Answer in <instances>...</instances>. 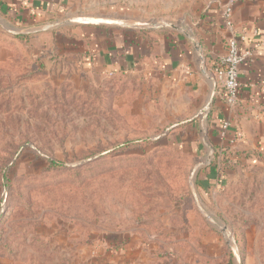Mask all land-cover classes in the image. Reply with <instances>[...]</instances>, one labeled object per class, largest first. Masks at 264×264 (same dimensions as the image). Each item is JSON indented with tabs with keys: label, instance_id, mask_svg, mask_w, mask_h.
<instances>
[{
	"label": "rangeland",
	"instance_id": "1",
	"mask_svg": "<svg viewBox=\"0 0 264 264\" xmlns=\"http://www.w3.org/2000/svg\"><path fill=\"white\" fill-rule=\"evenodd\" d=\"M61 4L46 24L0 12V264H264V157L219 182L196 93L156 61L108 72L62 42L94 20L198 48L194 0Z\"/></svg>",
	"mask_w": 264,
	"mask_h": 264
},
{
	"label": "crops",
	"instance_id": "2",
	"mask_svg": "<svg viewBox=\"0 0 264 264\" xmlns=\"http://www.w3.org/2000/svg\"><path fill=\"white\" fill-rule=\"evenodd\" d=\"M62 1L0 0V12L18 26L28 22L46 24V20L51 22L62 10ZM226 3L232 5L235 32L244 36L239 43L252 49L251 59L239 66L240 100L233 108L225 105L222 90L216 88L212 93L211 81L202 71H196V56H202L206 66L212 68L226 51L228 32L221 18V9ZM192 9L198 14L194 32L198 48L190 49L183 39L168 44L165 37L151 48L135 26L94 20L75 22L80 28L64 35L62 42L70 54H80L82 61L108 72L135 69L146 59L156 61L167 76L183 82L188 90L196 93L197 108L207 113L200 126L205 125L215 150L226 147L249 151L255 153L252 159H260L264 155V0H194ZM223 121H228L230 126L222 137ZM209 180L202 182L207 184Z\"/></svg>",
	"mask_w": 264,
	"mask_h": 264
},
{
	"label": "built area",
	"instance_id": "3",
	"mask_svg": "<svg viewBox=\"0 0 264 264\" xmlns=\"http://www.w3.org/2000/svg\"><path fill=\"white\" fill-rule=\"evenodd\" d=\"M222 24L228 32L225 53L217 60V65L211 69L215 76L210 77L214 87L220 88L223 92L224 103L227 107H235L239 100V66L247 62L252 57V49L249 45L240 44L239 39L244 40V36H239L234 29V21L231 3H226L221 9ZM264 45V37L262 38ZM230 124L223 121L221 124V136H225ZM237 134H235L236 136Z\"/></svg>",
	"mask_w": 264,
	"mask_h": 264
},
{
	"label": "trees",
	"instance_id": "4",
	"mask_svg": "<svg viewBox=\"0 0 264 264\" xmlns=\"http://www.w3.org/2000/svg\"><path fill=\"white\" fill-rule=\"evenodd\" d=\"M216 65H217V62L215 63V65L211 69H213ZM220 154H221V156L224 157V161H221V163L220 162H218V163L214 162L213 163V165H214L213 167H214V169H216L215 173L217 174L218 180L222 177V171L224 170V168H226V165H231L233 162L235 163V161L236 162L240 161V159L248 160V159L252 158V156H255L254 152H249V151L245 152V151H239V150L229 149V148H225V150L222 151ZM263 157H264V155L261 158H263ZM51 163L55 164L54 161H51ZM199 185L202 187L207 186V184L203 183L202 181L199 183Z\"/></svg>",
	"mask_w": 264,
	"mask_h": 264
},
{
	"label": "water",
	"instance_id": "5",
	"mask_svg": "<svg viewBox=\"0 0 264 264\" xmlns=\"http://www.w3.org/2000/svg\"><path fill=\"white\" fill-rule=\"evenodd\" d=\"M212 87H213V85H212ZM212 93H214V87H213V89H212ZM224 229V227H222V230Z\"/></svg>",
	"mask_w": 264,
	"mask_h": 264
}]
</instances>
